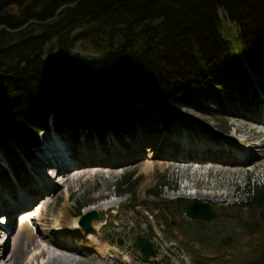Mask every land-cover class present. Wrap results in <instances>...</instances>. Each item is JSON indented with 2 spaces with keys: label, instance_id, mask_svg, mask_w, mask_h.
Wrapping results in <instances>:
<instances>
[{
  "label": "trees",
  "instance_id": "1",
  "mask_svg": "<svg viewBox=\"0 0 264 264\" xmlns=\"http://www.w3.org/2000/svg\"><path fill=\"white\" fill-rule=\"evenodd\" d=\"M73 3L46 25L0 32V154L13 174L34 159L43 132L78 141L111 133L120 142L128 138L130 149L155 138L143 134L160 128L152 120L155 110L165 117L161 130L167 132L183 107L214 114L223 106V92L244 108L264 98V0H0V27L46 21ZM79 43L82 51L76 50ZM7 177L0 161V180ZM136 180L134 172L125 175L117 193L134 192ZM148 192L154 197L148 208L161 211L160 193ZM172 202L169 214L186 212V204ZM239 206L248 215L236 217L237 226L247 237H259L252 248L257 256L243 264H264V184H250L247 202ZM163 214L169 232L180 233L190 248L192 228ZM201 229L205 234L203 226L195 230ZM208 241L198 243L203 257L236 244L229 236Z\"/></svg>",
  "mask_w": 264,
  "mask_h": 264
},
{
  "label": "rangeland",
  "instance_id": "2",
  "mask_svg": "<svg viewBox=\"0 0 264 264\" xmlns=\"http://www.w3.org/2000/svg\"><path fill=\"white\" fill-rule=\"evenodd\" d=\"M233 39H239L237 29ZM81 45L78 44L77 51L83 50ZM222 95L225 99L222 108L216 109L211 116L186 107L179 109L167 132L161 130L165 117L153 111L152 120L161 126L149 135L143 133L146 138L155 136L149 139L151 144H133L126 150V137L121 142L111 137L78 141L69 134L43 132L41 149L32 161L26 159V169L16 174L0 154V161L11 177L0 180V200L6 195L7 201L16 206H0V261L3 260L0 264L17 263L10 256L13 248L21 247L15 243V218L26 210L33 213L36 229L23 244L25 258L21 264H154L164 256H169L170 264H243L254 259L257 253L252 248L258 245L259 237H247L237 226L236 217L248 215L246 209L239 211V205L247 202L249 185L264 184V98L259 96L244 108L227 100L225 92ZM52 138L57 139L58 145L53 147ZM110 140L119 145L112 149L103 145ZM45 143L52 147L44 149ZM225 144L230 150L234 147L233 151H226ZM95 145L103 152L93 149ZM64 150L71 156L64 155ZM245 150L254 154V161L249 163V154L243 155L246 160L238 155ZM53 153L59 155L51 156ZM183 155L187 156L182 158ZM76 156L81 161L73 163ZM130 172H134L137 179L134 192L118 194L115 185ZM32 183L38 186L36 190L31 188ZM150 189L160 193L161 211L148 208L154 200L149 196ZM17 192L22 199L20 204L11 200ZM181 192L192 194L193 197L188 196L192 202L210 203L218 218L205 222L193 221L185 213L181 216L169 214L167 208L176 206L172 201H177L181 196L175 194ZM81 207L83 215L97 208L101 218L94 223L93 231L79 226L77 213ZM163 212L169 222L174 221L175 225L184 222L192 228L188 231L190 248L183 245L180 233L169 232ZM201 226L205 234L202 229L195 230ZM151 229L155 235L150 234ZM149 234L151 242L159 247L161 258L141 263L134 240L139 235L149 239ZM117 236L126 239L125 247L108 242ZM228 236L236 243L234 246L218 248L220 250L212 248L206 251L205 257L200 255V241L213 239L218 243ZM246 243L249 246H245ZM108 248L111 253L107 252Z\"/></svg>",
  "mask_w": 264,
  "mask_h": 264
},
{
  "label": "water",
  "instance_id": "3",
  "mask_svg": "<svg viewBox=\"0 0 264 264\" xmlns=\"http://www.w3.org/2000/svg\"><path fill=\"white\" fill-rule=\"evenodd\" d=\"M75 5H77V3L63 5L56 11L55 16L53 18L48 19L46 21L31 20L28 23H26L24 26L18 29H10V28H7L6 26H1L0 32L2 29H6L8 32L18 33L24 30L25 28H27L28 26H30L31 24L46 25L52 21H55L59 17V15L62 13L63 10H65L66 8L70 6H75ZM14 9H16V6L10 7L9 11L12 12ZM152 23L154 26H158L161 23V20L158 19V20L153 21ZM93 57L94 56L90 54H82V58L84 59H89ZM177 201L180 203H186V204L188 203L185 214L188 218H190L193 221L198 220V221L212 222L218 218V214L214 211L213 206L210 203L200 202V201L192 202L191 199H189L188 197H179L177 198ZM190 202L192 203L189 204ZM98 221H100L99 212L96 210H92V211L85 213L79 219L78 224L82 229L86 231H90L93 229V223L98 222ZM15 230H16V225H15ZM14 232L15 231L11 233V236L14 234ZM116 241H117L116 243L120 247H124L126 245V239L122 237H117ZM134 241L140 251V254L143 260L148 261L151 258H155L157 256V252H156V249L154 248L155 247L154 244L151 241H149L147 238H144L141 235H139L135 238Z\"/></svg>",
  "mask_w": 264,
  "mask_h": 264
},
{
  "label": "bare ground",
  "instance_id": "4",
  "mask_svg": "<svg viewBox=\"0 0 264 264\" xmlns=\"http://www.w3.org/2000/svg\"><path fill=\"white\" fill-rule=\"evenodd\" d=\"M2 31V30H1ZM262 123V122H261ZM264 123V122H263ZM263 125V124H262ZM262 134V133H261ZM259 135V134H258ZM186 135L184 134V136L183 137H185ZM49 138H51V137H49ZM179 138V137H178ZM53 139V147H54V145L56 146V144L58 145V141H57V139L56 138H52ZM181 139V138H180ZM46 140H48V139H46ZM140 139H138V141H139ZM179 140V139H178ZM46 142V141H45ZM141 142V141H140ZM187 142V141H186ZM192 142V141H191ZM195 142H197V141H195ZM185 143V142H184ZM46 144V143H45ZM97 144H98V142H97ZM188 144H189V142H188ZM119 144L118 143H115V142H111V144L109 145V148H113L114 146L116 147V146H118ZM45 146H46V148H50V147H52L51 145H48V147H47V144L46 145H44V149H45ZM96 147H93L92 146V148L93 149H95V150H98V151H101V152H103L97 145H95ZM148 146V145H147ZM151 146H154V145H151ZM151 146H149V147H151ZM225 146H227V147H225V149H226V151H233V148L230 150V149H228V145H226L225 144ZM134 147V146H133ZM139 147V146H138ZM196 147H197V145H196ZM205 147V146H204ZM137 148V147H136ZM176 148V147H175ZM198 148V147H197ZM58 149V148H57ZM61 149V148H60ZM148 149H150V148H148ZM180 149V148H179ZM182 149V148H181ZM199 149V148H198ZM250 149V148H249ZM213 150V149H212ZM53 151H56V150H53ZM171 151V150H170ZM174 151V150H173ZM182 151H184V150H182ZM238 151V150H237ZM134 152H135V150H134ZM203 152V151H202ZM215 152V151H214ZM221 152V151H220ZM59 153H60V151H59ZM59 153H53L51 156H55L56 154L57 155H59ZM64 155H66V156H68V157H70L71 156V154H70V156L69 155H67V152L64 150L63 152H62ZM107 153H109V152H107ZM245 154H249L250 155V160H249V163H250V161L252 162V161H254L252 158H254L253 157V155L254 154H252L250 151L248 152V151H246L245 150V152H243V153H240L239 152V154L238 155H242V159L244 158V156L243 155H245ZM73 155V154H72ZM178 155V154H177ZM232 156H234L233 154H231ZM175 156V155H174ZM187 155H183L182 156V158H185ZM237 156V155H236ZM193 157V156H192ZM218 157V156H217ZM230 157V156H229ZM174 158V157H173ZM198 158V157H197ZM177 159V158H176ZM200 159V158H199ZM207 159V158H206ZM247 158H244V160H246ZM184 160V159H183ZM201 160V159H200ZM76 161H81V159L79 158V157H74L73 158V163H76ZM106 161H108V160H106ZM48 166V165H47ZM65 167H67V166H65ZM64 167V168H65ZM150 167H144V169H149ZM62 169V168H61ZM33 187V189L34 190H36L37 188H38V186L37 185H35V184H31V188ZM15 189H16V187H14ZM30 188V187H29ZM41 189V188H40ZM33 190V191H34ZM42 190V189H41ZM15 191V190H14ZM5 192V191H4ZM7 192V191H6ZM31 192V191H30ZM42 192V191H41ZM38 193V192H37ZM7 194V193H6ZM38 195H41V194H38ZM5 197L4 198H1V200H0V206H4V204H5V206L4 207H10V206H14V205H12V204H10L11 203V201H7V198H6V195H4ZM175 196L176 197H178V196H185V197H193V195L192 194H190V195H187V194H185V193H183V192H181V193H176L175 194ZM9 198V197H8ZM215 198V197H214ZM10 199V198H9ZM215 199H217V197L215 198ZM15 204H20L21 202H22V199H20V198H18V192H17V196H15L14 198L12 197V199H11ZM220 200V199H219ZM24 201H26V200H24ZM9 202V203H8ZM28 203H29V201H28ZM108 207L110 206V205H107ZM3 207V208H4ZM14 207H16V206H14ZM29 207V205L26 207V208H24V209H27ZM106 207V206H105ZM2 208V209H3ZM102 208H104V207H102ZM107 208V207H106ZM23 209V210H24ZM95 209H97V208H95ZM95 209H90V211L91 210H95ZM99 209V208H98ZM3 211H4V209H3ZM22 211V210H21ZM30 211L31 210H26V211H24V212H22L20 215H18L17 217H16V234H15V243H17L19 246H21L20 248H13V250H12V252H11V254H10V256H11V258H13L14 260H17V263L16 264H21L22 263V261L24 260V258H25V254H24V252H23V244H24V242L25 241H29V238L32 236V231L33 230H35L36 228H35V224H34V217H32V215H33V213L31 212V214H30ZM97 211V210H96ZM89 212V211H88ZM13 216V215H12ZM13 220V219H12ZM38 229V228H37ZM38 231V230H37ZM22 248V249H21ZM107 250V252H109V253H111V251H110V249L108 248V249H106ZM108 253V254H109ZM1 261H3V260H1ZM0 261V262H1ZM6 264H9L8 262L6 263ZM54 264V263H53Z\"/></svg>",
  "mask_w": 264,
  "mask_h": 264
},
{
  "label": "flooded vegetation",
  "instance_id": "5",
  "mask_svg": "<svg viewBox=\"0 0 264 264\" xmlns=\"http://www.w3.org/2000/svg\"><path fill=\"white\" fill-rule=\"evenodd\" d=\"M110 136V135H109Z\"/></svg>",
  "mask_w": 264,
  "mask_h": 264
}]
</instances>
